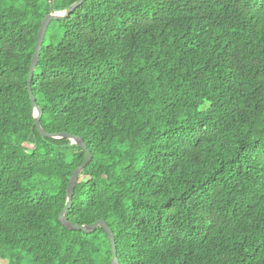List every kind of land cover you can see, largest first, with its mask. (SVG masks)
<instances>
[{
	"label": "trees",
	"instance_id": "1",
	"mask_svg": "<svg viewBox=\"0 0 264 264\" xmlns=\"http://www.w3.org/2000/svg\"><path fill=\"white\" fill-rule=\"evenodd\" d=\"M77 1L0 0V264L112 261L58 221L86 153L27 89ZM32 89L93 156L67 218L120 264H264V0H87Z\"/></svg>",
	"mask_w": 264,
	"mask_h": 264
},
{
	"label": "water",
	"instance_id": "2",
	"mask_svg": "<svg viewBox=\"0 0 264 264\" xmlns=\"http://www.w3.org/2000/svg\"><path fill=\"white\" fill-rule=\"evenodd\" d=\"M87 0H78L74 4H72L67 10L65 11H54L49 13L48 15L45 16L43 19L39 33H38V38H37V43L35 47V52L32 57L31 65H30V70H29V75L27 79V89L28 93L30 96L31 104H32V109H33V118H34V127L39 133V135L42 138H48L56 141H65L68 140L72 144L76 145L77 147L81 148L83 151L86 153V157L82 164L77 167L68 184L67 192H66V201H65V206L61 210L59 214L58 221L61 225H63L67 230L69 231H82L86 234H91L97 229H102L105 234L108 236V240L110 242L111 248H112V261L111 264H120L118 257H117V246H116V237L115 234L113 233L112 229L109 227L107 222L105 220H98L94 224H89V225H80L75 222L70 221L67 218L68 212L71 210L73 206V197L75 194V189L76 185L78 184L83 171L85 168L88 166V164L92 161V153L88 149L87 144L84 142V139L79 136H75L69 133H55L51 134L47 132L41 124V117L43 114L42 108L38 105L36 96L34 95L33 89H32V81L34 78V73L38 67V64L40 62V56L41 52L43 49V43L46 37V32L48 30L49 25L53 21H58V20H63L68 18L73 12H75L79 7H81Z\"/></svg>",
	"mask_w": 264,
	"mask_h": 264
},
{
	"label": "rangeland",
	"instance_id": "3",
	"mask_svg": "<svg viewBox=\"0 0 264 264\" xmlns=\"http://www.w3.org/2000/svg\"><path fill=\"white\" fill-rule=\"evenodd\" d=\"M27 146H32V140L30 141V143L27 145ZM5 263H7L6 261H5Z\"/></svg>",
	"mask_w": 264,
	"mask_h": 264
}]
</instances>
